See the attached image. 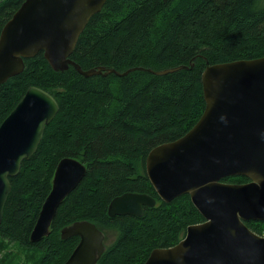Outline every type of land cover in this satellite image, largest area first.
Returning a JSON list of instances; mask_svg holds the SVG:
<instances>
[{"label": "trees", "instance_id": "1", "mask_svg": "<svg viewBox=\"0 0 264 264\" xmlns=\"http://www.w3.org/2000/svg\"><path fill=\"white\" fill-rule=\"evenodd\" d=\"M24 0H0V30ZM264 56V0H106L91 16L70 58L84 70L104 66L123 76L85 77L71 65L54 71L42 52L24 58L18 75L0 84V123L35 85L59 109L35 153L10 177L0 222V264H63L78 237L60 230L79 220L112 237L96 264H143L150 251L177 243L203 220L188 194L161 201L145 158L154 146L185 134L204 109L201 73L209 64ZM192 64V65H191ZM186 68L156 75L146 71ZM73 157L86 174L58 207L49 234L29 236L51 189L57 162ZM225 182H246L230 176ZM125 192L156 199L142 217L109 216L108 203ZM246 225L261 233L264 221Z\"/></svg>", "mask_w": 264, "mask_h": 264}, {"label": "water", "instance_id": "2", "mask_svg": "<svg viewBox=\"0 0 264 264\" xmlns=\"http://www.w3.org/2000/svg\"><path fill=\"white\" fill-rule=\"evenodd\" d=\"M105 1L24 0L0 30V84L21 73L23 59L40 51L54 71L71 65L85 77L123 76L142 69L84 70L70 58L79 35ZM183 68L146 71L164 75ZM201 84L205 105L199 119L179 138L151 148L145 170L162 201L188 194L203 221L189 224L174 245L152 249L143 264H264V237L245 224L264 221V56L206 61ZM58 109L53 95L31 85L1 121L0 222L11 190L9 178L35 153ZM85 174L86 166L73 157L57 162L51 189L30 232L31 243L49 234L58 207ZM230 176L248 180H222ZM154 204L152 196L125 192L110 200L107 213L141 217L143 206ZM60 237H78L63 264H96L105 249V233L88 220L63 227Z\"/></svg>", "mask_w": 264, "mask_h": 264}, {"label": "flooded vegetation", "instance_id": "3", "mask_svg": "<svg viewBox=\"0 0 264 264\" xmlns=\"http://www.w3.org/2000/svg\"><path fill=\"white\" fill-rule=\"evenodd\" d=\"M148 180H149V179H148ZM149 182H150V181H149ZM133 193H135V192H133ZM143 194H146V193H143ZM156 194H157V193H156ZM147 195H149V194H147ZM149 196H151V195H149ZM157 196H158V195H157ZM152 197H153V196H152ZM158 197H159V196H158ZM153 198L155 199V197H153ZM159 199H160V197H159ZM160 200H161V199H160ZM161 201H162V200H161ZM156 202H157V201H156V199H155V204H156ZM108 204H109V203H108ZM155 204H154V206H155ZM154 206H152V207H154ZM152 207L143 206V215H144V212H145V208H152ZM126 215H127V214H126ZM128 215H130V214H128ZM143 215H142V216H143ZM133 216H134V215H133ZM142 216H141V217H142ZM136 217H137V216H136ZM202 221H203V220H202ZM251 221H252V220L246 221L245 224H246V223H250ZM105 237H106V235H105ZM107 237H108V235H107ZM109 237H111V236H109ZM109 237H108V239H109ZM106 240H107V239H106ZM111 241H112V237L110 238V241H109L107 244H109ZM104 244H106V243H105V238H104ZM156 248H158V247H156Z\"/></svg>", "mask_w": 264, "mask_h": 264}, {"label": "built area", "instance_id": "4", "mask_svg": "<svg viewBox=\"0 0 264 264\" xmlns=\"http://www.w3.org/2000/svg\"><path fill=\"white\" fill-rule=\"evenodd\" d=\"M258 235H260V236L264 237V229L261 231V233H260V234L258 233Z\"/></svg>", "mask_w": 264, "mask_h": 264}, {"label": "rangeland", "instance_id": "5", "mask_svg": "<svg viewBox=\"0 0 264 264\" xmlns=\"http://www.w3.org/2000/svg\"><path fill=\"white\" fill-rule=\"evenodd\" d=\"M264 229V228H263ZM110 235L108 234V237H109ZM108 237H107V240H105V243L107 244L109 241H110V238L111 237H109V239H108Z\"/></svg>", "mask_w": 264, "mask_h": 264}]
</instances>
